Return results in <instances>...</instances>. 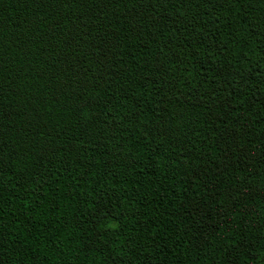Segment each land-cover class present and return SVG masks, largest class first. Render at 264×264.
<instances>
[{
  "label": "trees",
  "instance_id": "trees-1",
  "mask_svg": "<svg viewBox=\"0 0 264 264\" xmlns=\"http://www.w3.org/2000/svg\"><path fill=\"white\" fill-rule=\"evenodd\" d=\"M0 264H264V0H0Z\"/></svg>",
  "mask_w": 264,
  "mask_h": 264
}]
</instances>
